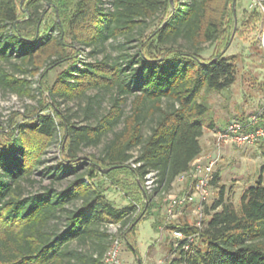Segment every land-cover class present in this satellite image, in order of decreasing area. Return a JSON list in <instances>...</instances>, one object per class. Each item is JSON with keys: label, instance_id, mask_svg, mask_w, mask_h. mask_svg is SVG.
Masks as SVG:
<instances>
[{"label": "trees", "instance_id": "16d2710c", "mask_svg": "<svg viewBox=\"0 0 264 264\" xmlns=\"http://www.w3.org/2000/svg\"><path fill=\"white\" fill-rule=\"evenodd\" d=\"M231 7L232 0H24L21 6L20 0H0V63L14 68L0 70V84L28 94V81L15 73L39 74L41 96L21 121L10 119L7 132L0 127V264H103L113 238L103 228L119 226L126 239L150 216L159 189H170L189 173L201 155L208 112L198 101L201 92L222 91L236 80L233 56H204L227 35ZM259 14L252 11L254 25ZM108 40L119 43L117 55L97 58ZM84 49L90 61L82 60ZM56 68L61 70L49 84ZM89 91L111 93L108 111L94 123L91 102L82 110V123L60 109L61 101L92 99ZM129 97L130 111L124 114ZM144 124L150 125L146 136ZM109 134L99 156L79 157L82 148ZM57 137L58 162L41 171L49 185L25 193ZM151 171L157 173V186L144 198L139 185ZM117 173H126L139 193L122 208L95 180ZM62 181L66 186L55 189ZM211 185L217 195L204 206L202 228L195 223L171 227L195 240L188 250L174 249L178 258L170 264H264L262 176L243 191L237 208L216 172ZM60 218L61 227L53 226ZM88 240L95 242L94 255L69 249Z\"/></svg>", "mask_w": 264, "mask_h": 264}, {"label": "rangeland", "instance_id": "374dc122", "mask_svg": "<svg viewBox=\"0 0 264 264\" xmlns=\"http://www.w3.org/2000/svg\"><path fill=\"white\" fill-rule=\"evenodd\" d=\"M254 9L261 15L260 23L258 22L255 25L252 22L254 19L252 11ZM234 14L233 24H229L224 39L215 46H209L204 54L205 57H209L220 52L227 56H233L236 65V80L229 88L219 92L204 90L198 98V101L208 108L202 124L206 129L205 133H210L213 140L212 147L206 156L214 153L215 137L213 132L225 129L232 120H237L242 126L246 127L248 119L255 117L256 124L264 127V0H236ZM53 35H56V33ZM118 45V42L115 43L111 40L104 42L101 52L96 55L97 58H101L106 54L115 57L118 52ZM76 47L81 50L79 45H76ZM129 47L133 46L130 45ZM129 50L133 51L132 48H129ZM88 52L89 49L80 52L82 60H91ZM0 70L7 73L14 72V68L10 63H0ZM59 70L61 69L56 68L50 72L49 84L54 81ZM15 76L28 81L29 92L28 94L25 92L15 93L0 84V127L4 132L10 129V119L14 118L16 121H21L28 114V107H36L37 100L41 97L38 88L39 74L32 76L30 73L16 72ZM86 95L92 97V99L61 101L60 109L65 114L73 115L75 122L82 123L85 121L82 110L86 104L91 102L94 117L89 120L94 123L95 118L108 111L111 93L96 96L95 91H89ZM131 100L132 97H129L123 105L124 114L129 113ZM215 123H218V126L222 128H208L209 124L216 126ZM149 126V124L143 125L144 136L148 134ZM110 137L109 134L96 146L82 148L78 153L79 157L99 156L105 142ZM226 149L228 152L224 155L222 163L217 162L215 172L219 176V185L225 186L228 199L237 208L239 207L241 194L254 184L259 175L262 176L264 184V142L258 141L253 145L243 146L222 145L220 157ZM131 153L134 156L137 155L138 149H132ZM58 155L59 137L48 147L41 167L33 176L36 183L32 186L25 185V193H34L39 191L41 186L49 185V180L41 174V171L45 167H54L58 162ZM85 180L87 181L86 178ZM95 180L103 182L106 197L118 208L127 206L132 203L130 199L139 196L137 190L131 185L132 179L126 173H117L107 179L97 175ZM66 183L67 181L57 182L54 188L61 190L66 186ZM181 195L179 183L172 185L166 191L160 188L151 201L150 216L143 218L134 230L127 234L126 239L122 237L124 230L120 232L118 228L113 226L103 228L104 231L111 233L116 230L117 238L122 240L121 256L124 255L125 251L128 255L130 254L132 257L130 264H138V261L140 264H156L159 260L163 264H170L178 258V253L174 252L173 248L175 240L172 236V230H174L172 228L183 223L194 224L196 218L194 211L190 209L187 211V208L175 209L172 216L167 214L168 200L181 197ZM216 195L217 190L213 188L212 195L206 201V206L211 204ZM136 203L138 207H142L140 201H136ZM62 224L63 219L60 218L54 221L52 225H57V228H60ZM94 246L95 242L88 240L84 244L73 242L70 244L69 249L89 256L96 253L97 249ZM72 262L73 264H83L77 260Z\"/></svg>", "mask_w": 264, "mask_h": 264}, {"label": "built area", "instance_id": "2783aa9c", "mask_svg": "<svg viewBox=\"0 0 264 264\" xmlns=\"http://www.w3.org/2000/svg\"><path fill=\"white\" fill-rule=\"evenodd\" d=\"M264 40V39H263ZM264 109V107H263ZM255 117H250L247 126H242L239 121L232 120L223 130L213 132L215 137L214 153L206 157H198L193 163L188 174L177 177L174 184L185 181L190 182L191 192L181 197H174L167 202V214L173 215L175 209L182 208L186 203L196 198L195 209V226L201 229L204 218V206L210 195H212L211 181L214 179L215 167L221 153L222 145H253L258 141L264 142V127L258 126ZM135 167L134 165H132ZM173 184V185H174ZM157 186V173L155 171L148 172L143 178V188L146 193H152ZM112 227V226H110ZM118 228L119 226H113ZM111 233V232H110ZM112 241L105 251L102 262L103 264H127L121 256L122 240L117 238L116 230L111 233ZM172 236L175 240L173 248H182L188 250L194 243L195 235H185L182 231L172 230Z\"/></svg>", "mask_w": 264, "mask_h": 264}, {"label": "crops", "instance_id": "0c3cea01", "mask_svg": "<svg viewBox=\"0 0 264 264\" xmlns=\"http://www.w3.org/2000/svg\"><path fill=\"white\" fill-rule=\"evenodd\" d=\"M215 124H216V126H213L212 128H222V127L218 126V123H215ZM205 130L206 129L204 128L203 135L200 138L201 155L199 157H206L207 153L210 151V149L212 147V142H213L212 137H211L210 133L209 134L205 133ZM208 132H210V130H208ZM227 152H228V150L226 149L225 152L222 153V157H219V160H218L219 164L223 162V160H224L223 157ZM179 186H180V191H181L182 195H185V194L191 192V188L188 184V181L179 183ZM195 200H196V198L194 197L193 201L186 203L182 208H187L186 209L187 211H188V209L194 210L195 209V202H196ZM122 258L124 259V261L127 264H130V260L132 257L130 254L128 255V253L125 251L124 255L122 254ZM138 264H140L139 261H138ZM156 264H163V263H162V261L159 260V261H157Z\"/></svg>", "mask_w": 264, "mask_h": 264}, {"label": "water", "instance_id": "95a60500", "mask_svg": "<svg viewBox=\"0 0 264 264\" xmlns=\"http://www.w3.org/2000/svg\"><path fill=\"white\" fill-rule=\"evenodd\" d=\"M23 1L24 0L21 1L20 6L23 4ZM235 2H236V0H232V9H233V16L234 17H235V14H234ZM139 189H140V192H141L142 197L146 198V196H147L146 195V192H145V190H144V188H143V186L141 184L139 185Z\"/></svg>", "mask_w": 264, "mask_h": 264}]
</instances>
